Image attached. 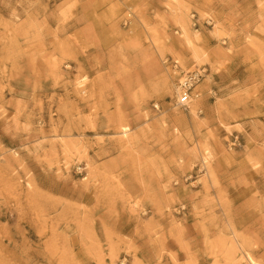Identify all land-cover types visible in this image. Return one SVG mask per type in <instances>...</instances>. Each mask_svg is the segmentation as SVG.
I'll return each instance as SVG.
<instances>
[{
  "label": "rangeland",
  "instance_id": "rangeland-1",
  "mask_svg": "<svg viewBox=\"0 0 264 264\" xmlns=\"http://www.w3.org/2000/svg\"><path fill=\"white\" fill-rule=\"evenodd\" d=\"M0 264H264V0H0Z\"/></svg>",
  "mask_w": 264,
  "mask_h": 264
},
{
  "label": "built area",
  "instance_id": "built-area-1",
  "mask_svg": "<svg viewBox=\"0 0 264 264\" xmlns=\"http://www.w3.org/2000/svg\"><path fill=\"white\" fill-rule=\"evenodd\" d=\"M171 68L173 72L178 73L174 80L175 104L179 109L187 111L193 100V92L204 80L206 72L203 68H199L196 65L183 69L177 61L172 62Z\"/></svg>",
  "mask_w": 264,
  "mask_h": 264
},
{
  "label": "bare ground",
  "instance_id": "bare-ground-1",
  "mask_svg": "<svg viewBox=\"0 0 264 264\" xmlns=\"http://www.w3.org/2000/svg\"><path fill=\"white\" fill-rule=\"evenodd\" d=\"M123 130H124V135H126L127 131H129L128 128H124Z\"/></svg>",
  "mask_w": 264,
  "mask_h": 264
}]
</instances>
